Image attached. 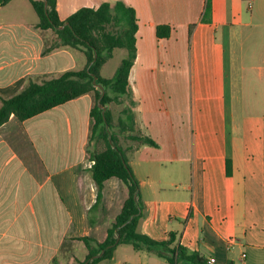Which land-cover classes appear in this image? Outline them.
Masks as SVG:
<instances>
[{"label":"crops","instance_id":"0c3cea01","mask_svg":"<svg viewBox=\"0 0 264 264\" xmlns=\"http://www.w3.org/2000/svg\"><path fill=\"white\" fill-rule=\"evenodd\" d=\"M104 1L119 0H57V8L66 20ZM123 1L138 21L130 73L137 133L131 135L155 142L119 140L140 181L138 230L160 241L173 233V245L214 257V264H264V0ZM39 21L30 0L0 6V97L86 67L78 48L44 53L57 33ZM159 25H170L171 35L159 37ZM113 56L101 69L104 77L119 67L106 72ZM93 105L88 93L9 121L20 124L36 162L0 139V264H79L89 250L74 237L107 238L129 187L117 176L107 179L103 200L92 208L98 195L89 151ZM63 251H70L68 262ZM97 264L172 263L123 243Z\"/></svg>","mask_w":264,"mask_h":264},{"label":"trees","instance_id":"16d2710c","mask_svg":"<svg viewBox=\"0 0 264 264\" xmlns=\"http://www.w3.org/2000/svg\"><path fill=\"white\" fill-rule=\"evenodd\" d=\"M10 1L0 0V6ZM30 1L40 18L37 26L42 29L52 28L57 33V40L47 46L44 53L61 46H72L86 53L88 63L83 69L67 70L43 82L31 80L16 95L10 98L0 97L2 100L0 127L8 123L13 116L24 121L84 94L92 93L95 102L91 110L89 145L95 139L98 143L104 144L100 150H89L91 158L95 160L92 174L98 189L97 202L92 208L97 207L103 200V189L107 179L117 176L129 187V196L115 222L108 229V236L104 241L101 242L93 236L74 237L83 240L89 250L84 260H78L79 264H97L103 259L112 258L117 246L123 243L132 244L137 250L156 251L172 264H188L190 261L209 264L208 260L199 254H188L184 247L173 245L175 241L173 233L168 240L160 241L138 230L143 216L140 181L129 164L118 135L113 131L112 111L108 107L110 103L121 102L125 98L130 99L131 106L135 103L130 92V73L137 57L136 9L123 0L115 3L104 1L98 7L83 6L63 20L58 12L57 0H48V8L45 7V0ZM67 21L69 24L65 25ZM62 25L65 26L61 28ZM171 31L170 25L157 27L159 37H169ZM116 48H125L128 54L121 61L113 77H104L101 69L113 56ZM100 101L107 106L105 114L99 106ZM125 112L126 119L122 117L119 121L123 132L126 129H134L136 124L132 107L126 108ZM130 137L155 143L145 136ZM227 170L228 174L232 175L233 165L230 159L227 161Z\"/></svg>","mask_w":264,"mask_h":264},{"label":"rangeland","instance_id":"374dc122","mask_svg":"<svg viewBox=\"0 0 264 264\" xmlns=\"http://www.w3.org/2000/svg\"><path fill=\"white\" fill-rule=\"evenodd\" d=\"M236 55L241 53L240 44L237 45V49L235 50ZM126 55V50L123 48L116 49L114 52L113 58L108 62L106 66V72L111 74L121 63L122 58ZM95 102V98H94ZM112 111V122H113V131L118 135L119 140L121 141V137H123L124 141H127V138L133 134L137 133V130L134 129H126L124 132L121 130V125L119 124L120 118L126 119L127 113L125 109L131 107V102L129 98L123 99L121 102H112L108 105ZM18 122H8L2 128H0V139L8 138L14 147H16L19 152L22 154V157L29 163L36 162L35 155L31 153L29 148V143L26 137L23 134V129ZM104 147L103 143H98L96 139L90 145V150H100ZM70 251L62 252V259L64 261H69Z\"/></svg>","mask_w":264,"mask_h":264},{"label":"water","instance_id":"95a60500","mask_svg":"<svg viewBox=\"0 0 264 264\" xmlns=\"http://www.w3.org/2000/svg\"><path fill=\"white\" fill-rule=\"evenodd\" d=\"M45 7L46 8H48V0H45ZM66 24H69V22L67 21L66 23H65V25ZM65 25H62L61 26V28H63ZM96 57H97V54H96ZM101 87V86H100ZM105 93V91L103 90V94ZM99 106H100V108H102V110H103V113L105 114V112L107 111V106L104 104V103H102L101 101L99 102ZM106 119V118H105ZM107 127L109 128V125L107 124ZM110 139H112V135H111V132H110ZM119 237H120V235H119Z\"/></svg>","mask_w":264,"mask_h":264},{"label":"built area","instance_id":"2783aa9c","mask_svg":"<svg viewBox=\"0 0 264 264\" xmlns=\"http://www.w3.org/2000/svg\"><path fill=\"white\" fill-rule=\"evenodd\" d=\"M94 164H95V160L94 159L90 160V167H92ZM215 261H216V259L214 257H211L208 259L209 264H214Z\"/></svg>","mask_w":264,"mask_h":264}]
</instances>
